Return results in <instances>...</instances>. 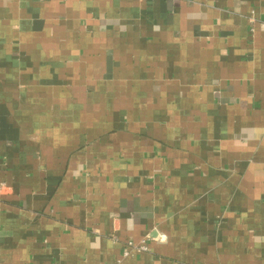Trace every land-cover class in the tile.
Segmentation results:
<instances>
[{"label":"crops","instance_id":"crops-1","mask_svg":"<svg viewBox=\"0 0 264 264\" xmlns=\"http://www.w3.org/2000/svg\"><path fill=\"white\" fill-rule=\"evenodd\" d=\"M118 260L264 264V0H0V264Z\"/></svg>","mask_w":264,"mask_h":264},{"label":"built area","instance_id":"built-area-1","mask_svg":"<svg viewBox=\"0 0 264 264\" xmlns=\"http://www.w3.org/2000/svg\"><path fill=\"white\" fill-rule=\"evenodd\" d=\"M128 244L130 245V246H132L133 248H135L136 250H138V251H145V250H148V246L147 245H145V244H133L132 242H128ZM130 254V252L128 251V250H126V251H124V256H127V255H129ZM120 261L121 260H118V263L117 264H121L120 263Z\"/></svg>","mask_w":264,"mask_h":264}]
</instances>
